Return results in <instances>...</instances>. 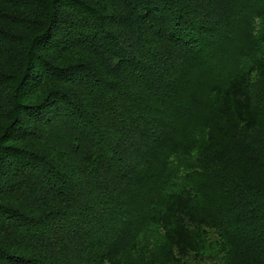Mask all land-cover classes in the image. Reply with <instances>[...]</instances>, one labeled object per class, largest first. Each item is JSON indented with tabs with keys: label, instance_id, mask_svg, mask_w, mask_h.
<instances>
[{
	"label": "trees",
	"instance_id": "16d2710c",
	"mask_svg": "<svg viewBox=\"0 0 264 264\" xmlns=\"http://www.w3.org/2000/svg\"><path fill=\"white\" fill-rule=\"evenodd\" d=\"M212 1L0 0V264H264L214 170L264 136V0Z\"/></svg>",
	"mask_w": 264,
	"mask_h": 264
},
{
	"label": "rangeland",
	"instance_id": "374dc122",
	"mask_svg": "<svg viewBox=\"0 0 264 264\" xmlns=\"http://www.w3.org/2000/svg\"><path fill=\"white\" fill-rule=\"evenodd\" d=\"M222 1L224 2V0H213L211 8L212 6L216 5V2L218 3V5L223 4ZM224 7L225 9H223L226 10V14L223 15V17L221 15L217 16L215 14L217 21L215 17L213 18L216 21V24L221 25V27L223 28L227 27V30L231 31L229 30V28H236L242 22L237 21V18L234 19L233 17L232 23H228L227 25H225L223 21L229 18L228 15L233 12V9L228 8L227 6H225V4ZM207 8H209V6L206 1V3H204V11ZM247 62L248 61H239L237 64H240V66L244 68ZM255 83L259 85L256 89V96L257 98H260L263 101L264 81L258 79L255 81ZM214 170L215 173H236V175L241 176L245 180V182L243 181L242 185L235 183V185H238L236 190L237 194L241 192V195L243 197L245 196L247 201H254L256 199V195H258V192L254 191L255 187L253 183H256L255 181H260L261 183H264V136L252 140L251 143L244 142L239 144L237 147L232 149L229 154L223 155L221 159L215 163ZM252 193L256 195H252ZM150 230H152L151 226L147 225V228L142 232L141 240L143 243H141V245L144 251L150 249L152 253H155V245L158 239L157 236L150 233ZM225 261H228V259H226Z\"/></svg>",
	"mask_w": 264,
	"mask_h": 264
}]
</instances>
